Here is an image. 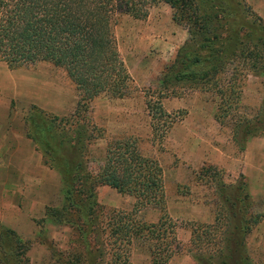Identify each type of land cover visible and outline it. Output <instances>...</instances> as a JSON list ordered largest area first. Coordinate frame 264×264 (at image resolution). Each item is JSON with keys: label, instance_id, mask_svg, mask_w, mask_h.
<instances>
[{"label": "rangeland", "instance_id": "1", "mask_svg": "<svg viewBox=\"0 0 264 264\" xmlns=\"http://www.w3.org/2000/svg\"><path fill=\"white\" fill-rule=\"evenodd\" d=\"M244 3L264 23V0ZM171 15V7L161 1L142 19L127 14L117 17L113 30L131 79L128 93L122 97L101 93L93 99L86 116L77 120L79 131L91 140L87 143L82 137L80 148L66 152L69 157L79 155L87 170L95 172L103 162L106 140L129 135L143 154L156 158L165 209L176 223L181 243L166 264H198L187 251L190 224L213 223L230 208L233 186L244 182L247 206L242 209L258 221L247 229L243 246L251 264H264V144L255 143L245 153L248 138L264 137L240 139L243 123L260 112L264 73L242 71V63L231 61L203 82L171 80L168 66L189 37L185 20L175 21ZM150 95L152 99L159 96L163 110L173 117L161 143L151 132L145 105ZM76 99L63 69L45 61L8 68L0 60V225L15 235L5 240L6 257L0 264H90L76 232L44 215L45 207L62 205L61 178L56 168L42 162L40 146L26 136L32 107L41 110L37 121L67 118ZM62 135L68 139L71 129ZM207 165L215 167V175L203 171ZM93 196L102 222L111 209L131 207L130 196L105 184L96 185ZM158 214L152 206L138 213L147 221H155ZM148 248V241L133 239L130 263L149 264ZM75 251L80 256L72 257ZM90 252L93 264H109L106 247L99 256L93 248Z\"/></svg>", "mask_w": 264, "mask_h": 264}, {"label": "trees", "instance_id": "2", "mask_svg": "<svg viewBox=\"0 0 264 264\" xmlns=\"http://www.w3.org/2000/svg\"><path fill=\"white\" fill-rule=\"evenodd\" d=\"M161 1L171 7L173 20H185L188 26V40L168 66L171 80L203 82L231 61L242 63V71L264 73V23L244 0H0V60L8 68L48 62L64 70L77 92L70 117L37 121L41 110L32 107L26 136L40 146L42 162L56 168L61 178L62 205L45 207L44 215L76 232L90 264L94 260L90 249L97 250L99 256L105 247L109 264H131L133 239L149 242V264H166L180 250L176 223L165 209L160 165L155 157L139 150L132 136L107 139L103 162L95 172L87 170L79 155L69 157L66 152L80 148L82 137L87 143L91 140L79 131L77 120L86 116L93 99L101 93L110 97L128 93L131 79L118 54L113 30L117 17L127 14L142 19ZM159 99L150 95L145 101L157 143L173 122ZM68 128L72 135L66 139L62 133ZM55 129L59 133L55 134ZM257 134L264 137V100L260 112L243 123L240 139ZM203 171L216 174L212 165ZM99 184L130 196L131 207L111 209L102 222L93 198ZM244 185L233 186L230 208L213 223L190 224L187 251L198 264H251L243 237L258 218L242 209L247 206ZM147 206L158 209L155 221L138 215ZM11 236H15L13 231L0 225V262L6 257L5 240ZM78 256L79 252L72 253V257Z\"/></svg>", "mask_w": 264, "mask_h": 264}, {"label": "crops", "instance_id": "3", "mask_svg": "<svg viewBox=\"0 0 264 264\" xmlns=\"http://www.w3.org/2000/svg\"><path fill=\"white\" fill-rule=\"evenodd\" d=\"M263 142H264L263 139H260V138H257V137L248 138L247 141H246V144H245V153H247V154L250 153V151H252L253 145L255 143H259V144L263 145L264 144ZM244 164H246V162Z\"/></svg>", "mask_w": 264, "mask_h": 264}]
</instances>
